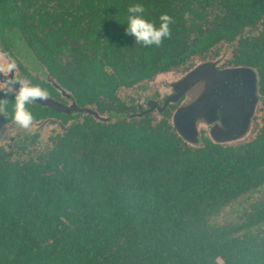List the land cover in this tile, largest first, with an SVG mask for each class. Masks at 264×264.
<instances>
[{"label":"trees","instance_id":"trees-1","mask_svg":"<svg viewBox=\"0 0 264 264\" xmlns=\"http://www.w3.org/2000/svg\"><path fill=\"white\" fill-rule=\"evenodd\" d=\"M172 1H156L146 20L159 26L168 14L179 40L187 19L183 8L170 12ZM183 1L200 20L185 28L187 53L237 34L246 50L241 26L264 14V0ZM140 48L157 55L155 45ZM242 61L253 64L243 53ZM258 74L264 83V69ZM257 127L237 145L106 131L79 154L0 165V264H264V124ZM233 205L234 215L220 218Z\"/></svg>","mask_w":264,"mask_h":264},{"label":"flooded vegetation","instance_id":"flooded-vegetation-1","mask_svg":"<svg viewBox=\"0 0 264 264\" xmlns=\"http://www.w3.org/2000/svg\"><path fill=\"white\" fill-rule=\"evenodd\" d=\"M126 1L3 0L0 99L7 104L0 112L1 166L38 164L59 151L79 154L91 137L106 135V131H166L183 141L173 129L172 119L185 93L176 90L178 82L173 83V79L167 83L168 77L185 79L189 73L204 69L242 66L254 71L258 109L251 120L258 130L262 128L264 83L258 71L264 69V14L257 24L241 26V34L247 38L246 50L239 49L237 34L217 46L187 53L185 42L190 39L185 28L200 20L190 15L188 8L184 12L183 0L169 2L171 13L183 8L182 18L187 22L178 26L179 40L171 33L156 48L157 55L151 56L140 48L144 45L136 44L134 37L125 33L127 9L143 5L146 19L158 0ZM216 1L210 12L218 10ZM193 36L194 32L189 38ZM254 44L260 50L255 51ZM241 53L253 64L240 62ZM18 82L37 85L48 93L46 100L26 105L33 116L29 129L13 119ZM203 137L206 134L201 131L198 144Z\"/></svg>","mask_w":264,"mask_h":264},{"label":"water","instance_id":"water-1","mask_svg":"<svg viewBox=\"0 0 264 264\" xmlns=\"http://www.w3.org/2000/svg\"><path fill=\"white\" fill-rule=\"evenodd\" d=\"M200 75L205 77L214 76L226 81V84L223 85L222 94H214L212 98L205 101L206 110H203V113L211 111V120L208 124L210 125L209 130L206 131L207 138L213 142L227 145H237L244 142L247 137L252 135L251 129L256 128V125H252L251 121L250 125H246L245 119L242 120L245 114L248 118L254 115L258 109L254 71L242 66H234L189 73L187 83L183 87L185 94L191 86V82L195 81ZM208 108L213 109L208 110ZM194 109L195 107H193ZM182 112H179V109L175 112L172 119L173 129L185 142L196 146L198 140L194 137V134L188 131L190 129L188 118L192 111L184 110ZM204 119L207 118L204 117ZM204 119L203 121H205ZM211 122H214V124H211Z\"/></svg>","mask_w":264,"mask_h":264},{"label":"clouds","instance_id":"clouds-1","mask_svg":"<svg viewBox=\"0 0 264 264\" xmlns=\"http://www.w3.org/2000/svg\"><path fill=\"white\" fill-rule=\"evenodd\" d=\"M129 16L125 33L134 37L136 44L145 47L155 45L159 47L162 41L171 35L170 24L173 18L166 13L159 17V26L144 19L142 14L145 9L141 4L130 5L127 9ZM18 87L14 93L15 109L13 119L17 125L23 129H29L33 122L32 113L26 107L32 101L46 100L48 93L37 85L27 82H18ZM7 101L0 99V112L5 110Z\"/></svg>","mask_w":264,"mask_h":264},{"label":"rangeland","instance_id":"rangeland-1","mask_svg":"<svg viewBox=\"0 0 264 264\" xmlns=\"http://www.w3.org/2000/svg\"><path fill=\"white\" fill-rule=\"evenodd\" d=\"M214 69V68H213ZM207 70V69H204ZM179 75V74H178ZM173 79V83H177L176 90L180 92V90H183L184 84L187 83L188 75L185 79H183V76H169L167 83H170V81ZM185 80V83L183 82ZM198 80V81H196ZM195 81L191 82V86L186 90V94L184 97V100L182 101V104L180 105L179 112H182L184 110L192 111L190 113V116L188 118V124H189V132L191 134H194L196 139L199 138V133L201 131H204L206 134V131L209 130V121L211 120L210 115L211 111L203 113V110H206L205 101L208 98H212L214 94H222L223 93V85L226 84V81H222L219 78H215L214 76H202L200 75ZM193 107L195 109L193 110ZM213 108H208V110H212ZM183 113V112H182ZM253 116V115H252ZM246 118V114L243 116V119L246 121V125H250L251 117ZM206 117L207 119H204ZM205 121H203V119ZM186 122V121H185ZM211 124H214V122H211ZM213 129L212 127H210ZM243 132V131H242ZM192 137V136H190ZM207 137V135H206ZM256 195V194H255ZM253 195V196H255ZM238 205H233L232 207L225 208L223 212L220 213V218H229L234 215V212L236 210V207Z\"/></svg>","mask_w":264,"mask_h":264}]
</instances>
